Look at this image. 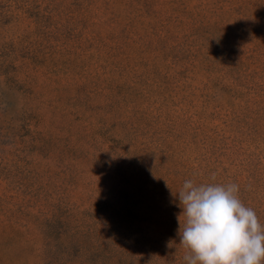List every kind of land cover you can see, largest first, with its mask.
Here are the masks:
<instances>
[{
  "label": "rangeland",
  "instance_id": "obj_1",
  "mask_svg": "<svg viewBox=\"0 0 264 264\" xmlns=\"http://www.w3.org/2000/svg\"><path fill=\"white\" fill-rule=\"evenodd\" d=\"M190 179L264 224V0H0V264H187Z\"/></svg>",
  "mask_w": 264,
  "mask_h": 264
},
{
  "label": "clouds",
  "instance_id": "obj_2",
  "mask_svg": "<svg viewBox=\"0 0 264 264\" xmlns=\"http://www.w3.org/2000/svg\"><path fill=\"white\" fill-rule=\"evenodd\" d=\"M238 192L235 183H183L176 196L184 216L178 236L187 264H264V224Z\"/></svg>",
  "mask_w": 264,
  "mask_h": 264
}]
</instances>
